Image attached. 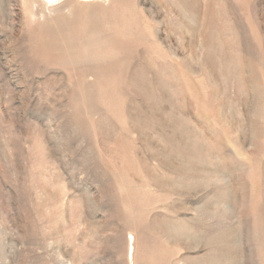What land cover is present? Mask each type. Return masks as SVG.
Returning <instances> with one entry per match:
<instances>
[{
	"label": "rangeland",
	"instance_id": "374dc122",
	"mask_svg": "<svg viewBox=\"0 0 264 264\" xmlns=\"http://www.w3.org/2000/svg\"><path fill=\"white\" fill-rule=\"evenodd\" d=\"M263 66L264 0H0V264H264Z\"/></svg>",
	"mask_w": 264,
	"mask_h": 264
},
{
	"label": "bare ground",
	"instance_id": "6f19581e",
	"mask_svg": "<svg viewBox=\"0 0 264 264\" xmlns=\"http://www.w3.org/2000/svg\"><path fill=\"white\" fill-rule=\"evenodd\" d=\"M45 1H47L48 3L49 2H53V1H55V0H45ZM79 1H90V0H79ZM91 38V37H90ZM264 67V66H263ZM112 85V84H111Z\"/></svg>",
	"mask_w": 264,
	"mask_h": 264
}]
</instances>
